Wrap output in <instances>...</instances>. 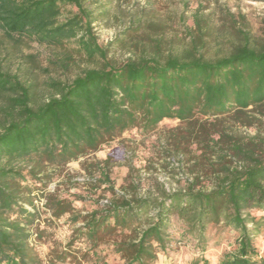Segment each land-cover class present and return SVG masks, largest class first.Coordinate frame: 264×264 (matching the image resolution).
<instances>
[{"label": "rangeland", "instance_id": "374dc122", "mask_svg": "<svg viewBox=\"0 0 264 264\" xmlns=\"http://www.w3.org/2000/svg\"><path fill=\"white\" fill-rule=\"evenodd\" d=\"M81 2L92 14V36L105 51L101 63L80 57L74 44L46 47L0 33V71L32 86V106L53 94L50 84L69 83L99 64L120 66L154 48L182 56L191 39L199 37L195 16L208 24L202 37L206 58L227 52L236 29L264 43V0ZM65 12L76 14L77 9L68 6ZM5 105L0 98V123L10 119ZM263 152L264 104L212 118L164 119L149 134L133 129L96 152L64 162L42 153L23 159L4 156L0 165L22 170L19 208L9 216L28 232L34 264H123L131 255L128 248L154 222L160 202L168 208L167 224L163 244L153 243L152 264H217L235 255L241 226L264 261V203L242 210L241 226L224 199L216 200L217 215L214 208L196 207L180 216L178 209L192 194L218 190L224 178ZM175 195L179 201L169 206ZM60 211L64 213L57 215Z\"/></svg>", "mask_w": 264, "mask_h": 264}, {"label": "trees", "instance_id": "16d2710c", "mask_svg": "<svg viewBox=\"0 0 264 264\" xmlns=\"http://www.w3.org/2000/svg\"><path fill=\"white\" fill-rule=\"evenodd\" d=\"M68 6L75 7L77 13L65 12ZM83 6L81 0H0V33L46 47L74 44L80 57L101 63L105 51L92 36V14ZM64 13L71 15L63 17ZM224 16L230 18V14ZM194 23L199 37L191 39L182 56L163 55L154 48L120 66L99 64L83 70L69 83L50 84L53 94L37 106L31 105L32 86L28 89L17 76L0 71V98L6 102L3 112L10 117L0 123V161L4 156L23 159L44 153L50 160L64 162L96 152L133 129L149 134L164 119L212 118L264 104V43L258 44L247 32L236 29L235 37L227 41V52L206 58L202 37L208 24L198 16ZM22 179L21 169L0 165V264L36 261L27 243L28 232L9 216L19 208L18 180ZM175 197L169 206L179 201ZM218 199L230 205L239 226L242 210L264 203V152L247 168L224 178L218 190L192 194L178 214L185 216L201 207L214 208L217 215ZM167 209L164 202L159 203L154 222L128 248L131 255L123 264H152L156 260L153 243L163 244ZM240 228L235 255L217 264H264L257 258L245 227ZM91 230L88 233L93 237Z\"/></svg>", "mask_w": 264, "mask_h": 264}]
</instances>
